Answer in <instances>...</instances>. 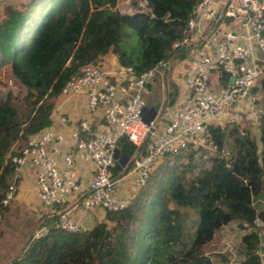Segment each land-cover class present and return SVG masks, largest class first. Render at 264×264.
<instances>
[{
  "label": "trees",
  "instance_id": "obj_1",
  "mask_svg": "<svg viewBox=\"0 0 264 264\" xmlns=\"http://www.w3.org/2000/svg\"><path fill=\"white\" fill-rule=\"evenodd\" d=\"M128 1L131 13H120L116 0H22L0 10V67L7 64L24 90L19 100L12 101L10 90L0 98V219L9 210L6 194H15L18 181L11 159L29 136L50 125L60 89L80 66L110 53L118 65L140 74L184 56L172 44L184 36L198 0H145L144 6ZM126 29L137 36L134 47L121 43ZM255 90L262 109L257 136L242 124L207 125L199 137L207 151L189 142L166 153L125 206L105 209L83 231H63L55 227L56 215H42L38 229L45 233L29 235L2 264H213L203 248L232 221L242 233L238 257L228 264H262L264 71ZM177 92L168 81L163 110ZM117 148L129 159L140 152L125 139ZM112 175L122 172L114 167Z\"/></svg>",
  "mask_w": 264,
  "mask_h": 264
},
{
  "label": "built area",
  "instance_id": "obj_2",
  "mask_svg": "<svg viewBox=\"0 0 264 264\" xmlns=\"http://www.w3.org/2000/svg\"><path fill=\"white\" fill-rule=\"evenodd\" d=\"M138 4L144 6L145 0ZM172 48L184 52L181 59H174L171 72L181 84L167 112L160 116L156 112L148 123L144 120L150 114L145 102L149 83L154 77H165L162 66L167 62L159 61L140 74L118 63L111 68L100 62L87 63L64 83L49 118L67 128V140L62 131L48 126L29 136L20 155L11 159L15 176L25 164L34 169L36 196L50 211L46 217L79 192L82 211L121 208L166 153L184 150L207 125L257 124L262 112L255 87L264 71V0H198L186 21L184 36ZM79 94L84 96L87 117L70 122L61 105ZM94 114L97 121L93 122ZM120 139L140 148L124 164L117 148ZM79 164L88 165L84 188ZM114 167L121 176L113 177ZM127 178L128 195L118 196L116 188L119 183H129ZM10 198L6 194V200ZM56 216L55 227L63 231L85 230L68 211ZM45 231L34 230L29 238H38Z\"/></svg>",
  "mask_w": 264,
  "mask_h": 264
},
{
  "label": "rangeland",
  "instance_id": "obj_3",
  "mask_svg": "<svg viewBox=\"0 0 264 264\" xmlns=\"http://www.w3.org/2000/svg\"><path fill=\"white\" fill-rule=\"evenodd\" d=\"M115 8L120 13L132 12V7L128 0H116ZM125 31L127 32V36L123 38L121 43L134 47L137 42L136 34L128 29ZM174 63V59L167 62L170 66L167 76L159 79L154 77L150 81L148 87L149 92L145 96L146 105L152 106L156 102L159 103V107L156 111L157 114L159 113V116L167 112V108L163 110L167 82L171 81L179 88L177 84L179 79L176 78L177 75L171 73L172 68L174 69ZM180 78H182V75H180ZM6 90L11 91L12 101L21 99V96L24 94L23 88L11 77L8 71V65L4 64L0 67V98L4 97ZM249 122L256 125L251 121ZM248 127L251 128L252 131H256L255 127ZM193 143L195 145L201 144L202 149L208 150L202 138L195 139ZM130 167L131 165L129 168ZM124 183H117L116 194L118 196H123V190H125V188L128 190L130 179L129 183L126 182L125 185ZM17 192L16 186L15 194L8 200L9 210L3 214L0 219V264L10 260L18 254L29 235L34 230H38L39 223L37 222L36 214L43 211V207L35 195L36 192L34 193L33 190L30 191L28 197L20 196ZM259 207L264 208V197L260 200ZM237 225L236 221H232L217 232L215 231L213 240L203 248V252L210 256L213 264H228L238 257L239 236L242 231ZM263 257L262 263H264Z\"/></svg>",
  "mask_w": 264,
  "mask_h": 264
},
{
  "label": "crops",
  "instance_id": "obj_4",
  "mask_svg": "<svg viewBox=\"0 0 264 264\" xmlns=\"http://www.w3.org/2000/svg\"><path fill=\"white\" fill-rule=\"evenodd\" d=\"M21 1L22 0H0V10L4 6H11V5L14 6ZM0 14H1V11H0ZM100 63L104 68H111V67H115L117 65L115 57L110 53H107L106 55H104L102 57ZM179 84H181L180 80L178 81V85ZM58 101H59V98L57 97L55 99L53 105ZM61 109H62V112L65 114V116L69 119L70 122H75L76 120L83 119V118L87 117L86 111L84 108V96L82 94H79V95L73 97L72 100L61 105ZM49 119H50V125L49 126L57 129L58 131H62L66 140H67V128L60 127L58 125V123H56V121L53 118L50 117ZM91 119L93 122L97 121L96 120V114H94ZM242 125H243V127L248 128V130L252 134H255L257 136V129H256V131H252L251 128L248 127V126H250V127L256 128V125L251 124L249 121H244V123ZM60 146L63 149L64 144H61ZM86 167H88L87 164H83V165L79 164V166H78V172L80 175V182L82 184V188H84V185L88 179L87 175H86ZM33 170L34 169L32 168V166H30L28 164H25L21 168L19 176H17L18 181L16 184L17 191H18L17 193H19L20 196L22 195L24 197H28L30 191H32V190L35 193V188L33 185ZM127 193H128V190H127V188H125V190H123V196L126 195ZM35 195H36V193H35ZM80 197H81L80 192H79V196L78 195L70 196L67 199V201L64 202L63 204L55 206L54 209L52 210V212H53V215H56L57 212L68 211L71 219H73L74 221H77L85 229H88L95 222H97L98 220H100L102 218L103 212L98 208H95V209H92L89 211H82L81 206H80ZM47 213H50V211L43 207V211L40 212L39 214H36V219L40 218L42 215H46Z\"/></svg>",
  "mask_w": 264,
  "mask_h": 264
},
{
  "label": "water",
  "instance_id": "obj_5",
  "mask_svg": "<svg viewBox=\"0 0 264 264\" xmlns=\"http://www.w3.org/2000/svg\"><path fill=\"white\" fill-rule=\"evenodd\" d=\"M162 69H163V72H164V76H166V74H167V70H168V64L165 63V64L162 66ZM158 107H159V103H158V102H156V103H154L152 106L148 107V109H149V111H150V114H149V116L144 120L145 123H148V122H149V121L155 116ZM140 147H142V144H141ZM126 159H127V157H123V160H121L120 163H121V164H124V162L126 161Z\"/></svg>",
  "mask_w": 264,
  "mask_h": 264
}]
</instances>
